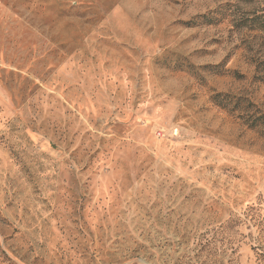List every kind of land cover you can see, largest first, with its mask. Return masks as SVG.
I'll list each match as a JSON object with an SVG mask.
<instances>
[{"label": "rangeland", "instance_id": "1", "mask_svg": "<svg viewBox=\"0 0 264 264\" xmlns=\"http://www.w3.org/2000/svg\"><path fill=\"white\" fill-rule=\"evenodd\" d=\"M262 12L0 0V264H264Z\"/></svg>", "mask_w": 264, "mask_h": 264}, {"label": "trees", "instance_id": "2", "mask_svg": "<svg viewBox=\"0 0 264 264\" xmlns=\"http://www.w3.org/2000/svg\"><path fill=\"white\" fill-rule=\"evenodd\" d=\"M243 23H245L244 25H247L252 30L257 29V30L264 31V13L262 12V13L256 14V16L251 20L250 24H247V20H244ZM259 66H262V67H260L261 71H264V61H260L258 64V67ZM215 97H216L215 99H216L218 105H220L222 103V101L219 99V97H221V93L217 94ZM244 100L245 99H242V97L241 98L235 97L233 95H232V98H229V101L232 104V108L234 110H238L239 108H241L242 105H240V104ZM248 104L252 105L250 102H248ZM263 119H264L263 114H260V115L257 114L256 116H254V114H252V115H249L247 117L246 123H249L251 127H258L259 124H262L261 122Z\"/></svg>", "mask_w": 264, "mask_h": 264}]
</instances>
